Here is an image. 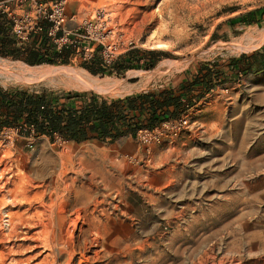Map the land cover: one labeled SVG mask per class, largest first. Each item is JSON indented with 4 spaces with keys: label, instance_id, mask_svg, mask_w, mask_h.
<instances>
[{
    "label": "rangeland",
    "instance_id": "rangeland-1",
    "mask_svg": "<svg viewBox=\"0 0 264 264\" xmlns=\"http://www.w3.org/2000/svg\"><path fill=\"white\" fill-rule=\"evenodd\" d=\"M99 10L107 12L103 20L112 31L92 18L95 31L83 44L93 55H103L97 36L105 45L117 44V62L129 51L167 54L151 68L125 56L130 69L97 74L82 66L87 55L81 44L55 63L0 55V86L122 98L170 88L177 94L184 80L204 78V64L230 78L215 79V87L199 98L194 86L186 110L150 132L112 142L51 139L18 126L0 127V174L11 168L0 176V264H15L9 254L14 244H30L18 225L30 216L28 206H10L11 186L1 182L24 175L30 186L43 187L35 192L64 196L71 185L69 208L82 210L88 222L92 216L99 220L102 264H264V0H67L68 15L76 17L67 28ZM182 117L186 126L170 134L172 122ZM65 157L88 166L85 174L68 169L60 176ZM8 221L16 224L11 243Z\"/></svg>",
    "mask_w": 264,
    "mask_h": 264
},
{
    "label": "trees",
    "instance_id": "trees-1",
    "mask_svg": "<svg viewBox=\"0 0 264 264\" xmlns=\"http://www.w3.org/2000/svg\"><path fill=\"white\" fill-rule=\"evenodd\" d=\"M72 47L44 53L40 58L37 57L38 53L32 52L26 62L55 63L60 58L65 60ZM132 53L133 51H129L120 55L118 62L113 60L110 63H105L101 56L95 53L91 59L83 62L82 66L93 74L106 69L122 73L131 68L130 61H124L125 56L130 60H142L147 68H151L161 56L167 54L156 50L143 51L136 56ZM11 56L18 58L16 53ZM230 64L231 68H237L236 61ZM204 67L207 69L204 78L184 80L177 88V94L175 89L170 88L156 93L133 92L122 98H107L92 91L82 90L68 91L60 97L57 92L44 88L35 92L17 88L3 89L0 86V127L18 126L24 133L46 135L51 139L59 136L76 142L89 139L112 142L126 135H133L139 130H153L162 121L173 118L190 106L189 94L193 93L194 86L200 90L197 95L199 98L215 87V79L223 82L230 78L225 71L214 69L208 64H204ZM263 68L264 64L259 70Z\"/></svg>",
    "mask_w": 264,
    "mask_h": 264
},
{
    "label": "bare ground",
    "instance_id": "bare-ground-1",
    "mask_svg": "<svg viewBox=\"0 0 264 264\" xmlns=\"http://www.w3.org/2000/svg\"><path fill=\"white\" fill-rule=\"evenodd\" d=\"M80 77L77 78V81H79L81 85L83 82ZM60 161V164H62L60 176H63L64 171L68 169L77 174H85V171L88 169V166L86 167L81 163L77 164L69 157L61 158ZM0 166H2V162H0ZM99 167L101 166H95V169L98 170ZM105 168L106 167H102L104 170ZM10 173L11 168H5L0 176L4 177ZM1 182L4 187L8 188L11 186V189L8 191L11 198V200L8 201L9 205L18 208L28 206L26 213L30 214L28 218L18 223V225L23 226L25 230L22 237L23 242L30 244L28 246H26V243L13 245L9 254L14 257L15 264L104 263V258L102 257L103 237L100 233L99 220L92 216V222H88V216H85L82 210H71L69 208L68 197L72 194L71 185H69L70 188H65L66 196H63L57 190L48 191L47 189V192H35V190H39V188L43 187L30 186L31 180L25 175L24 179L20 181L16 180L11 183L9 177L5 178V180H1ZM83 205L84 204H82V207ZM8 218L10 219L9 216ZM8 222L13 231L8 234L6 242L11 243V238L17 235L16 230H14L16 224H13L12 221ZM86 229L87 231H84ZM87 233H89V236H87ZM115 249L117 248L115 247ZM39 250H42V252L35 253ZM22 254H28L30 256L24 261L16 260L18 255Z\"/></svg>",
    "mask_w": 264,
    "mask_h": 264
},
{
    "label": "built area",
    "instance_id": "built-area-1",
    "mask_svg": "<svg viewBox=\"0 0 264 264\" xmlns=\"http://www.w3.org/2000/svg\"><path fill=\"white\" fill-rule=\"evenodd\" d=\"M106 16L105 10H99L93 12L90 17L82 19L78 27L67 28L69 21L76 20L75 15L67 13V0H0V17L7 20L11 32L16 38L26 40L30 36L40 33L42 34L41 40L47 39V46L57 51L70 46L78 49L81 44L87 55L84 58L86 60L93 57L92 49L83 44L85 39L91 37L92 32L95 31L92 18H100L99 25L103 31L111 32V28L107 27L108 23L103 20L106 19ZM96 39L104 46L102 60L105 63L112 62L118 55L117 44L105 45L102 38L97 36ZM186 124L185 117L172 122L170 134H177ZM143 131L150 132L151 130L144 129Z\"/></svg>",
    "mask_w": 264,
    "mask_h": 264
},
{
    "label": "crops",
    "instance_id": "crops-1",
    "mask_svg": "<svg viewBox=\"0 0 264 264\" xmlns=\"http://www.w3.org/2000/svg\"><path fill=\"white\" fill-rule=\"evenodd\" d=\"M42 34H36L30 36L26 40H20L16 38L10 29L7 20L0 17V52L8 53L2 55L5 57H12V53L18 54V58L26 62V58L32 52L38 53V58L44 53L49 54L50 52L57 51L54 48H49L46 44L47 39L41 40ZM1 55V54H0Z\"/></svg>",
    "mask_w": 264,
    "mask_h": 264
}]
</instances>
